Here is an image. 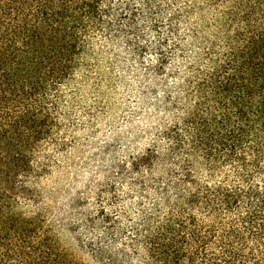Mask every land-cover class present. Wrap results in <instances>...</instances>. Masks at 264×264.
<instances>
[{"label": "trees", "instance_id": "obj_1", "mask_svg": "<svg viewBox=\"0 0 264 264\" xmlns=\"http://www.w3.org/2000/svg\"><path fill=\"white\" fill-rule=\"evenodd\" d=\"M202 1L185 15L202 22L190 28L193 58L170 68L187 52L164 39L148 66L172 118L119 166L137 213L98 199L96 212L69 224L38 186L49 172L42 151L62 145L59 92L91 36L133 23L135 10L112 0H0V264H264V0Z\"/></svg>", "mask_w": 264, "mask_h": 264}, {"label": "rangeland", "instance_id": "obj_2", "mask_svg": "<svg viewBox=\"0 0 264 264\" xmlns=\"http://www.w3.org/2000/svg\"><path fill=\"white\" fill-rule=\"evenodd\" d=\"M112 1L135 10L134 22L91 36L80 66L59 92L56 138L62 145L49 144L41 153L49 160L48 174L38 181L44 203L69 224L96 212L98 199L112 211L137 213L119 166L147 150L172 118L162 107L163 88L154 85L148 66L164 39L182 42L187 52L177 53L170 68L182 69V61L198 51L190 28L200 32L202 22L197 14L185 15L202 0ZM162 83L176 90L170 76ZM110 186L116 192L113 204ZM63 232L70 242L69 231ZM86 232L80 229L83 239Z\"/></svg>", "mask_w": 264, "mask_h": 264}]
</instances>
